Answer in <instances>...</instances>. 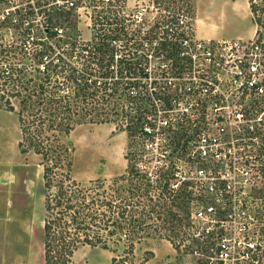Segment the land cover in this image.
<instances>
[{
  "label": "built area",
  "instance_id": "obj_1",
  "mask_svg": "<svg viewBox=\"0 0 264 264\" xmlns=\"http://www.w3.org/2000/svg\"><path fill=\"white\" fill-rule=\"evenodd\" d=\"M79 1L0 0V32L20 30L27 54L40 41L52 49L84 43L70 41L67 27ZM118 2L93 5L98 10L87 16L91 36L97 11L109 4H116L124 30L135 35L127 26L141 17L123 14ZM179 18L167 38L159 33V41L145 46L140 37L157 75L139 88L145 113L134 135L136 149L142 162H157L146 168L165 164L176 183L194 185L187 223L175 239L180 254H192L200 264H264L263 32L204 40L189 32L190 18Z\"/></svg>",
  "mask_w": 264,
  "mask_h": 264
},
{
  "label": "trees",
  "instance_id": "obj_2",
  "mask_svg": "<svg viewBox=\"0 0 264 264\" xmlns=\"http://www.w3.org/2000/svg\"><path fill=\"white\" fill-rule=\"evenodd\" d=\"M179 1L153 0L163 10H174L157 20L151 30L153 40L159 33L167 38L168 29L180 21L179 11L186 7ZM91 2L97 6L101 0ZM247 3L256 33L263 32L264 36V0ZM115 6L109 4L103 10L102 5V10L97 11L89 41L70 42L67 46V42L57 43L56 49L40 41L23 59L31 62L26 65L19 64L22 58L13 57V52L0 44L3 108L16 112L21 135L19 151L32 150L42 166V264H73L71 257L78 245L107 249L108 239L120 241L122 236L128 237L129 244L122 256L111 258L110 264H131L127 258L134 250L130 236L137 233L143 234L138 239L157 235L177 248L175 239L187 223L195 199L190 188L193 184L176 183L173 170L165 164L146 168L138 149L131 162L128 159L125 174L115 180L96 179L83 186L71 176L70 150L61 137L75 125L108 123L112 117L122 121L123 130L130 135L141 130L145 113L139 90L142 84L135 77L131 80L126 71H115L112 63L133 47L142 48L143 43L124 30V18ZM48 33L53 37L52 32ZM153 40L149 39V43ZM75 55L83 60V69L71 67L73 62L66 60V56ZM11 98L17 100V108ZM125 180L126 186L119 184ZM145 254L139 264H145L153 255L152 251Z\"/></svg>",
  "mask_w": 264,
  "mask_h": 264
},
{
  "label": "rangeland",
  "instance_id": "obj_3",
  "mask_svg": "<svg viewBox=\"0 0 264 264\" xmlns=\"http://www.w3.org/2000/svg\"><path fill=\"white\" fill-rule=\"evenodd\" d=\"M182 3L186 8L184 10L182 7L179 13L190 18L188 21L190 25L187 28L194 38H197L196 25L209 31L222 28L220 36L230 39L235 38L236 34L243 32L249 24L253 23L247 0H180L178 2L179 5ZM118 6L123 14L138 13L141 17L142 20L132 22L127 29L135 34L134 38H143L145 46H149V39L153 40L151 30L155 29L157 20H161L167 12L173 14L174 11L163 10V6L158 7L153 0H120ZM96 10L98 8L93 6L91 0L78 2V12L67 21L70 41L77 38L80 42L89 40L91 30L87 16L94 15ZM222 10L224 19L222 14H219ZM254 26L256 29L253 36L257 30V26L255 24ZM10 32L11 36H9ZM18 32L21 31L17 28L2 30L0 42L13 52H11L13 57L22 58L19 64L26 65L31 62L23 60L28 55L22 48L23 38L18 35ZM207 38L210 39L204 40L215 39ZM7 39L13 41L7 43ZM156 40L159 41V37ZM147 49V47L143 49L133 47L122 55L121 59L112 63L114 70L126 71L132 76L131 80L135 77L142 86L147 88L150 80L157 75L155 61L153 59L147 61L144 55ZM138 54H143V57ZM66 60L73 62L71 67H83V60L78 59V55L72 58L66 56ZM143 71L147 73L146 78L142 75ZM10 101L17 108V100L11 98ZM3 102L4 100L0 99V264H42V224L45 213L40 157L32 150L25 153L19 151L18 142L21 135L17 115L16 112L5 110ZM129 111L128 108L127 112ZM122 124L124 125L122 121L113 120L110 117L108 123L75 125L68 134L61 137L64 146L70 150L71 176L76 181L87 186L91 180L104 179L110 182L125 174L128 159L131 162L137 147L134 135L123 130ZM151 164L154 165L157 162L152 160ZM119 184L126 186V180ZM131 234L134 233L130 232L129 235ZM139 236L143 234L137 233L130 236L133 239L131 242H133L134 250L132 255H127V258L131 264H139L147 256L145 251L154 250L162 253V256L154 258L152 255L148 264H200L192 254H180L174 247L173 254L167 253L170 247L165 242L166 239L158 238L157 235L138 239ZM129 241L125 236H122L120 241L108 239L107 249L100 246L78 245L72 254L71 261L73 264H110L112 257L122 256Z\"/></svg>",
  "mask_w": 264,
  "mask_h": 264
},
{
  "label": "crops",
  "instance_id": "obj_4",
  "mask_svg": "<svg viewBox=\"0 0 264 264\" xmlns=\"http://www.w3.org/2000/svg\"><path fill=\"white\" fill-rule=\"evenodd\" d=\"M233 12L236 13L235 11H233ZM217 14H218V12H217ZM219 14H222V17H223L222 19L225 18L224 15H223V10ZM251 20H252V18H251ZM201 27H198L196 25V30H195V36L197 38H199V39H210V38H207V37H212V38H215V39H229V38H224V37H221L220 36V31H221L222 28H219L216 31H211V30L209 31L207 29H202ZM255 29H256V27L254 26L253 23L252 24H249L244 29L243 32H240V33L236 34L235 38H242V39L251 38L254 35ZM165 242L170 247L169 252H167V253L173 254V252L175 251L174 248H173V246L171 245V243L169 241L165 240ZM166 250L168 251L167 248H166ZM152 253H153L154 258H157V257H161L162 256V253H158V251H156V250L152 251ZM148 261L145 264H148L149 263Z\"/></svg>",
  "mask_w": 264,
  "mask_h": 264
}]
</instances>
